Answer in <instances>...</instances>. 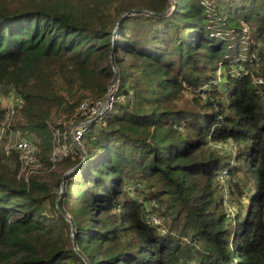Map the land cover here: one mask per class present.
Segmentation results:
<instances>
[{"label": "trees", "instance_id": "trees-1", "mask_svg": "<svg viewBox=\"0 0 264 264\" xmlns=\"http://www.w3.org/2000/svg\"><path fill=\"white\" fill-rule=\"evenodd\" d=\"M175 1L0 0V88L23 96L44 165L52 111L79 124L80 104L118 81L113 108L60 159L76 167L61 194L0 156V264H264V0Z\"/></svg>", "mask_w": 264, "mask_h": 264}, {"label": "built area", "instance_id": "built-area-1", "mask_svg": "<svg viewBox=\"0 0 264 264\" xmlns=\"http://www.w3.org/2000/svg\"><path fill=\"white\" fill-rule=\"evenodd\" d=\"M202 2L210 8L212 0H202ZM175 0H170L171 10L175 8ZM212 9V17L216 15ZM256 81L262 82L261 79ZM118 90V81L112 82L107 91L104 100H98L94 105H90L89 102L84 101L79 106V113L82 117L81 123L75 124L70 128L71 139L79 147H83V141L85 133L90 126V122L93 120L101 121L105 113H107L114 106L116 99V93ZM8 105L5 108L0 107V150L6 156H10L14 151L18 153L19 162L22 169L26 171L28 175H32L38 172L39 168L42 167L38 155V147L34 143L33 139L29 137V131L23 126H16L14 124L15 117L20 114V110L24 104L23 96L16 92L10 91L8 93ZM1 113H4V118L1 117ZM54 149L51 160L54 165L60 161L63 157L68 156L71 153V149H68V145L63 142L62 145ZM211 145H217L218 148L225 151L233 152L234 148L230 144L210 142ZM57 152V153H56ZM58 156L56 159L55 156ZM54 157V158H53ZM20 171V173H21ZM20 177V176H19ZM220 182L222 183L221 188L223 191H227V170H223L220 174ZM138 187L135 183H129L125 190L129 193H134ZM226 201H228V196ZM227 206L228 204L224 202ZM146 221L151 225H157L161 223L160 217L154 212H148L146 214Z\"/></svg>", "mask_w": 264, "mask_h": 264}, {"label": "rangeland", "instance_id": "rangeland-1", "mask_svg": "<svg viewBox=\"0 0 264 264\" xmlns=\"http://www.w3.org/2000/svg\"><path fill=\"white\" fill-rule=\"evenodd\" d=\"M117 3H118V1H117ZM226 3H229L230 5H232L231 0H226ZM231 8H233V7H230L228 9H231ZM228 9H227V11H229ZM259 45H260V48L264 50V41L263 40L261 41V43ZM218 81L219 82L220 81L223 82L224 78H222L221 80H218ZM4 92H5L4 89L0 88V107H2V108H5L8 105V103H9L8 98H7L8 95H5ZM186 94H187V97H185L184 99L178 101V103L180 105H186L187 103H190L192 96L189 95V92H186ZM69 111L67 110L66 106L64 108L62 107L60 109L59 108L58 109L55 108L52 111L50 122H52L57 127L56 128L52 124V127H55V130H54V134H55L54 149L59 147L57 143H59V145H62L63 142H65L69 146L68 149L70 148L71 151L74 149V147L71 145V142H73V141H72L71 135H70V128L77 122L78 118L76 117L75 114L68 113ZM20 114L18 113L17 116L15 117L14 124L16 126H23L24 125L22 123V119H21V115ZM1 117L4 118V113H1ZM28 127H26V129L29 131V137L31 139H33V141H34L35 140L34 134L29 130L30 128H28ZM84 143H85V140L83 141V144ZM208 147H210L213 151H216L218 149L217 145L213 146V145L209 144ZM2 154L3 153L0 150V156H3ZM231 154H234V153L230 152V154H227V155L230 157ZM10 156H11V158H9V159L14 164L19 161V156H18L17 152L14 151ZM55 158L57 159L58 156L56 155ZM9 159H7V160H9ZM18 167H19V169L17 171L16 177L20 181H23L26 184H30V182L32 180L40 179L41 181L47 182L53 191H56V192H58L60 194L63 191V184H64L65 177L76 169V167H66L61 162L58 161L52 167H47L46 165L42 164V167L39 168L37 173L32 174V175H28L25 170L22 169V171H21L20 164L18 165ZM20 171H21V173H20ZM134 180H136V179H131V180L128 179L127 183L128 184L129 183H135ZM226 184H227L228 193L225 190L223 191V189L221 188L222 190H221L220 196L222 198V201L226 202L229 206H227L225 203L224 204L230 210L234 211V208H235L236 204H235V202L234 203L231 202L230 181H229V179H227V183ZM127 185H125V188H126ZM221 185H222V183L220 182V186ZM127 191H130V190H127ZM131 195L136 197V198H138L142 202H144V204L146 206H148V207L150 206V202L148 201V196H146L147 195L146 193H138V192L135 193V191H134V193H132ZM227 196H228V201H226ZM243 201L247 202V199L244 198ZM234 204H235V206H234ZM47 212H49V213L52 212V208L50 207L49 204H47ZM13 219H15V217H13ZM71 237L73 238V233H71Z\"/></svg>", "mask_w": 264, "mask_h": 264}, {"label": "water", "instance_id": "water-1", "mask_svg": "<svg viewBox=\"0 0 264 264\" xmlns=\"http://www.w3.org/2000/svg\"><path fill=\"white\" fill-rule=\"evenodd\" d=\"M167 11H168V7L166 8L165 12H167ZM125 14H126V13H125ZM125 14H123V15L121 16V18H122ZM114 69H115V66H114ZM115 77H116V75H115L114 78L112 79L111 83L113 82V80L115 79ZM80 123H81V122H80ZM57 202H58V199H57ZM72 230H73V227H72Z\"/></svg>", "mask_w": 264, "mask_h": 264}]
</instances>
